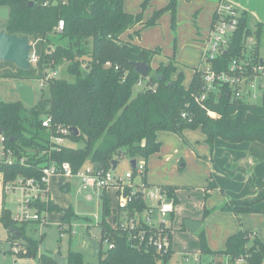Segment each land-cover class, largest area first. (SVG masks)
I'll return each mask as SVG.
<instances>
[{"label": "trees", "instance_id": "16d2710c", "mask_svg": "<svg viewBox=\"0 0 264 264\" xmlns=\"http://www.w3.org/2000/svg\"><path fill=\"white\" fill-rule=\"evenodd\" d=\"M47 1L49 3L43 6L38 0H0V8L9 11L8 19L1 21L0 30L8 35L27 36L38 56V61L29 70L0 62V79L38 81L47 71L62 64L67 65V73L74 77V82L58 78L48 80L47 90L40 89L32 108L19 100H0V128L6 137L5 145L13 154L11 163L0 160L1 187L17 178H39L41 168L49 161L67 162L76 173L85 162L93 166L98 164V170L108 171L113 160L117 166V159L124 156L129 161L147 158L159 151L157 133L164 131L180 135L184 129H200L210 145L216 138L230 144L258 142L264 145V92L258 104L243 103L233 101L230 90L224 85L209 92L204 100H196L203 92L196 68L187 88L180 76L174 78V61L160 65L154 74H150L151 58L156 51L120 38L138 24L153 25L164 11L173 13L175 0H170L145 23L141 13L124 11L123 0ZM60 20L63 29L56 32ZM249 24L246 12L242 11L227 50L212 61L213 70L227 72L232 59L244 58L245 41L251 36L255 39L251 53L255 61L260 59L259 37L263 27L257 24L252 30ZM52 35L65 44L57 43L52 48L49 38ZM131 62H145L149 66L146 75L136 73ZM140 81H144L143 88L134 93V86ZM207 112L217 117L212 118ZM43 117H49L52 125L77 128L79 134L68 135L67 139L83 141V146L54 149L51 132L41 124ZM142 179L146 181L144 176ZM215 187L212 184L209 189ZM161 188L174 202V188ZM1 197L0 222L6 230L12 227L20 231L17 241L23 240V244H19L23 256L36 257L37 242L24 235L27 223L17 226L4 204L3 193ZM255 203L225 201L219 209L239 215L254 212ZM37 206L40 213L54 210L50 202ZM99 206L102 209V220L98 223L100 248L105 241L113 245L103 254L99 249L97 257L103 255L100 264H168L173 255L171 243L163 253L130 243L125 232L109 227L106 222L110 198L105 190H102ZM70 216L65 217L63 224L70 226ZM7 234V241L12 245L16 239ZM199 240L203 256H223L227 258V264H236L238 260H242V264L264 262L263 245L250 232L239 231L231 235L225 248L216 252L207 247L202 231ZM66 257L67 264H86L79 253L69 252ZM38 260L39 264H56L50 257L40 256Z\"/></svg>", "mask_w": 264, "mask_h": 264}, {"label": "rangeland", "instance_id": "374dc122", "mask_svg": "<svg viewBox=\"0 0 264 264\" xmlns=\"http://www.w3.org/2000/svg\"><path fill=\"white\" fill-rule=\"evenodd\" d=\"M169 2L170 0L162 4L161 0H126L125 8L128 10L124 11L130 14L141 13L142 22L145 23L147 20L152 19L157 11L164 9ZM191 4V0H175L173 13L164 11L158 16L153 25H141L140 28L133 29L131 32L126 31L121 35V39L124 41L134 42L133 44L144 49L156 51V54L151 58L150 74H154L160 65H167L174 61L173 64L176 68L174 78L180 76L182 84L186 88L190 84L194 69L200 63L203 48L201 43L200 46L196 44L200 39V36L196 34L198 32L197 28L202 29L198 25L200 23V15L193 10ZM190 7L191 10L189 12ZM213 16L212 14L211 19H213ZM257 21L253 17H251V20L249 18V22H252L249 24L252 30L257 25L253 23ZM1 27L2 22L0 21ZM49 38L52 48L57 43L65 44V41H59L57 36L52 35ZM247 45L248 48L252 47L248 41ZM259 55L264 60V27L261 29L259 37ZM66 68V64L56 66L54 69L57 73L55 77L74 82V77L67 73ZM261 81L264 82V78H261ZM16 83L18 82L14 80L0 79L1 101L15 102L18 100L17 94L12 91ZM24 83L32 87L35 101L40 89L47 90L46 82H43L41 87H39V82L34 80H26ZM143 84L144 81H141L140 84L135 85L134 93L141 91ZM263 92L264 88L259 91L256 99L251 100V103L258 104L262 99ZM215 140L211 145L208 144L200 129H184L180 135L164 131L157 138L160 143L159 151L142 160L147 166L146 181L149 185L174 188L175 200L173 202L174 217L172 227L170 220L168 218L166 220L167 226L172 228L174 232L171 241L173 255L168 264H176L178 254L200 252V231L203 232L206 245L211 251L216 252L225 248L224 244L223 249L217 250L215 248V250H212L207 240L212 228L216 232L218 231L219 220L216 219L214 212L216 209L220 211L219 207L225 203L224 201L220 205L209 206L211 203L209 199L212 198L213 190L218 188L215 179L212 177L210 167L212 163H210L208 158V155L215 157ZM64 146L80 148L83 146V141L74 142L66 139ZM114 157L116 158V156ZM117 161V166L112 171L113 175L123 176L126 172L132 171L128 157L124 156L117 159ZM180 165H183V167L181 168ZM90 166L91 163L85 162L81 171ZM233 167L230 166V168ZM212 184H215L216 187L209 189ZM48 189L51 198L50 203L54 210L45 214L42 213V216L46 219L45 224L29 222L24 228V235L37 242L38 252L36 257L28 258L21 254V245L19 244H23V240H15L11 245L7 241V230L0 222V264H39L38 258L40 256L53 259L54 255L66 257L69 252L79 253L86 264H100L103 255L99 258L93 256L88 238L95 239L98 242L101 238L98 223L102 220V209L99 206L102 192L94 194L93 192L82 190L78 177L64 178L53 176L49 180ZM106 194L111 199L110 207H115L114 189L109 188ZM87 196H90L91 200H87ZM13 199L12 194H8L5 197L4 204L11 211L15 209ZM80 201L92 207L93 212L79 213L76 207ZM253 209L255 210L254 212H257L254 206ZM241 214H234L238 218L239 223ZM67 215H71L69 217L70 226L66 227V231L61 232V226ZM186 220L199 222L201 227L195 233H191L184 228V221ZM256 223L258 225V222ZM16 225L20 226L19 223ZM69 228L70 231H67ZM239 231L250 232L256 236L254 231L239 229L237 232ZM256 237L264 248V241L260 240L258 235ZM106 249L107 244L103 242L100 248L101 254ZM221 257L223 256H211V258H216L214 262L219 264L223 262L222 259L221 261L219 259ZM203 259H207V257L203 256Z\"/></svg>", "mask_w": 264, "mask_h": 264}, {"label": "built area", "instance_id": "2783aa9c", "mask_svg": "<svg viewBox=\"0 0 264 264\" xmlns=\"http://www.w3.org/2000/svg\"><path fill=\"white\" fill-rule=\"evenodd\" d=\"M46 6L47 0H38ZM240 11L232 3L226 0H220L214 16L211 27L203 38L201 60L196 67L201 81L203 83V92L196 100H204L207 94L215 91L216 88L226 85L230 90V96L233 101L251 103L258 97L259 91L264 88V60L255 61L253 46L255 39L248 37L245 41L246 50L244 58H234L228 65L227 72H217L212 68V61L220 57L228 48L232 35L237 29ZM63 21H58L55 30L61 32ZM247 41L251 43L248 48ZM28 60L31 67L38 61V56L32 50L29 53ZM117 69V67H115ZM54 70L47 71L45 75L38 80L39 87L43 82L56 78ZM141 82V81H140ZM140 82L138 84H140ZM212 118L217 117L214 113L207 112ZM185 117V114H182ZM42 126L51 132L50 141L53 148L58 150L64 146V141L68 135L72 134L71 127L63 125H52L49 117H43ZM54 132V133H53ZM6 137L0 133V160L11 163L12 151L5 145ZM143 158H135L134 171L126 172L123 176H115L112 173V167L108 171L98 170L91 164L90 167L82 170V167L76 172H72L71 165L67 162L55 163L47 162L40 171L39 178H17L13 182L5 184L0 189V207L1 193L6 197L13 195L14 211H11L12 218L17 223L40 222L46 223L42 213L38 211V206L45 202H50L48 183L51 177H78L81 182V188L85 191L101 193L102 190L114 189L115 207H110V214L106 220L109 227L121 230L126 233L127 240L136 245L152 248L157 253L165 252L170 246L171 228L167 226V218L174 211V204L168 198L167 192L161 187L151 186L146 180V163ZM23 163V160H20ZM87 200H91L87 196ZM5 202V198H4ZM111 204V199H110ZM45 214V213H44ZM68 224H62L61 232L66 231ZM68 230V229H67ZM171 230V231H170ZM107 249L113 245L105 241ZM183 264L188 263V254L183 255ZM193 262L199 264L196 257ZM242 262V260H238ZM203 264H219L218 262H207Z\"/></svg>", "mask_w": 264, "mask_h": 264}, {"label": "crops", "instance_id": "0c3cea01", "mask_svg": "<svg viewBox=\"0 0 264 264\" xmlns=\"http://www.w3.org/2000/svg\"><path fill=\"white\" fill-rule=\"evenodd\" d=\"M123 1V9L126 11L128 10L125 8L126 0ZM166 1L168 0H161L162 4H164ZM191 1V7L193 10L197 11L198 15H200V23L198 25H200L202 29L197 28L198 32L200 30L201 31L196 33L197 36H200V39L198 42H196V44L200 46L203 42V38L206 36L211 27V17L212 14L214 15L220 0ZM226 1L236 6L240 12H246L248 20L249 18L251 20V17L258 20L253 24H262V27H264V0ZM191 7L189 8V12ZM140 27L141 25L138 24L127 31L131 32L133 29ZM161 133L163 132L157 133V138L159 135H161ZM214 148L215 157H213V155H208V158L210 159V163H212V166L210 165L212 177L215 179L218 188L213 190L212 198L209 199L211 200L209 206H217L224 201L236 203H248L255 201L256 203L254 208L257 209V212L241 214L239 217V223L238 218L234 215V213L221 210L219 211L216 209L214 215L216 219L219 220V227L217 232L212 228L211 234H208L207 240L209 247L212 250H215V248L217 250L221 248L223 249L225 240L231 235L235 234L239 229L254 231L255 235H258V237H260L259 239L264 241V200H262L264 197V145L258 142H241L230 144L220 138H217L214 142ZM230 166L234 167L230 168ZM180 167L182 168L183 165H180ZM107 191L108 190H106V192ZM173 213L170 216L171 227L174 217ZM256 222H258V225ZM173 234L174 232L171 231V241ZM184 254H188L189 264H197L193 262V259L196 257L199 259V264L214 262L216 259L211 258V256H206L207 259H203V255H201L200 252L183 253L177 255L178 258L176 260V264H183L182 258ZM219 259L220 261L221 259L223 260V262H221L222 264H227L226 258L221 257ZM236 264L242 263L237 262ZM262 264H264V262Z\"/></svg>", "mask_w": 264, "mask_h": 264}, {"label": "water", "instance_id": "95a60500", "mask_svg": "<svg viewBox=\"0 0 264 264\" xmlns=\"http://www.w3.org/2000/svg\"><path fill=\"white\" fill-rule=\"evenodd\" d=\"M32 3L30 4V6ZM9 11L7 8H0V21H6L8 19ZM33 50V44L30 42L27 36L8 35L4 30H0V62H7L13 64L15 67L21 70H29L31 64L28 60L29 53ZM136 73L141 76H145L148 72L149 66L145 62H131ZM17 94L18 100L25 104L28 108H32L35 103V94L32 87L24 82H18L15 88L12 90ZM264 103V99L262 100ZM73 136H77L79 131L77 128H71ZM2 129L0 128V133ZM132 168L135 167V159L129 161ZM112 170L116 168V163L113 160L111 162ZM94 168H98V164L94 165ZM77 211L79 213H91L93 208L84 204L83 202L77 203ZM201 226V223L194 221H184V228L195 233ZM7 232L14 236L16 240L20 239L21 233L15 228L9 227ZM93 256L97 257L100 249V243L95 239L88 238ZM53 260L56 264H67V257H61L54 255Z\"/></svg>", "mask_w": 264, "mask_h": 264}, {"label": "bare ground", "instance_id": "6f19581e", "mask_svg": "<svg viewBox=\"0 0 264 264\" xmlns=\"http://www.w3.org/2000/svg\"><path fill=\"white\" fill-rule=\"evenodd\" d=\"M0 189H1V185H0Z\"/></svg>", "mask_w": 264, "mask_h": 264}]
</instances>
